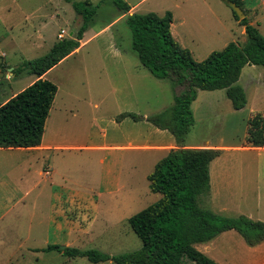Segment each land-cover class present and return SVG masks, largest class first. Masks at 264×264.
<instances>
[{"label": "rangeland", "instance_id": "rangeland-1", "mask_svg": "<svg viewBox=\"0 0 264 264\" xmlns=\"http://www.w3.org/2000/svg\"><path fill=\"white\" fill-rule=\"evenodd\" d=\"M83 1L0 0L1 104L37 80L16 75V68L44 57L60 39L75 38L83 18L72 3ZM90 1L99 5L84 41L91 39L43 77L59 89L46 122V149L0 151V264H95L65 255L67 248L111 256L138 251L142 242L129 219L161 198L148 176L177 146L149 118L171 108L183 88L141 64L128 15L112 0ZM125 1L138 14L171 12L174 39L199 62L229 43L248 41L224 0ZM242 1L264 35V0ZM237 85L247 97L241 110L224 90L198 92L187 138L188 147L221 151L210 166L213 198L201 196L199 205L225 217L252 215L251 199L264 194V150L245 145L249 120L264 114V67L246 66ZM251 219L263 221L256 214ZM196 248L218 264H264V243L250 248L236 231Z\"/></svg>", "mask_w": 264, "mask_h": 264}, {"label": "trees", "instance_id": "trees-1", "mask_svg": "<svg viewBox=\"0 0 264 264\" xmlns=\"http://www.w3.org/2000/svg\"><path fill=\"white\" fill-rule=\"evenodd\" d=\"M112 1L121 15H128L126 22L132 33V50L141 64L156 78L183 88L171 108L149 118L157 129L174 136L177 149L161 159L148 176L151 191L161 198L129 219L130 227L142 242L141 249L111 256L98 250L67 248L65 255L86 257L95 264L108 261L116 264H218L196 246L210 243L229 231H236L251 248L261 245L264 243L263 221L246 216L225 217L200 207V197L211 191V163L221 156V151L188 147L187 138L196 123L192 105L199 91L224 90L235 110L246 106V92L237 83L246 66L264 67V35L246 17L240 20L248 37L244 46L229 43L199 62L174 39L171 12L164 16L154 12L129 15L132 6L125 0ZM232 1L243 8L242 0ZM72 4L77 15L83 18L75 38L60 39L47 55L14 70L16 75L27 73L35 75L37 80L5 104L0 103V149H32L42 145L46 122L59 90L55 83L43 77L80 48L99 9V5L95 6L90 0ZM129 116L138 120L135 114H124L121 118ZM245 145L264 148V114L258 113L249 120ZM56 248L49 246L46 250Z\"/></svg>", "mask_w": 264, "mask_h": 264}, {"label": "crops", "instance_id": "crops-1", "mask_svg": "<svg viewBox=\"0 0 264 264\" xmlns=\"http://www.w3.org/2000/svg\"><path fill=\"white\" fill-rule=\"evenodd\" d=\"M135 8H136V6H134V7L132 6V10L129 13V15H132V14L135 13ZM173 23H174V21H173ZM173 23H172V25H173ZM85 38H86V35L84 36V39ZM84 39L81 41V46H80V48L76 52H78L81 49V47L86 42H88L91 38L90 39H86V41H84ZM207 143H210V141H207ZM203 147H206V146H204L202 144H196V145L192 146V148H203ZM45 149H46V146H44L43 143H42V145L40 147L32 148V149H0V151H4V150H28V151H34V152H41V151H44ZM209 197H210V199H212L213 198V194H209ZM251 201H253V203H252V210L249 209V212H253V213H252V215H251V213H246V214H248V217L249 218H254V215L256 214V216H258L264 222V194H257V196L253 197L251 199ZM248 204L250 206V200L246 201V205H248ZM226 208L227 207H224V208H222L220 210H222L223 212H225V211H227Z\"/></svg>", "mask_w": 264, "mask_h": 264}, {"label": "water", "instance_id": "water-1", "mask_svg": "<svg viewBox=\"0 0 264 264\" xmlns=\"http://www.w3.org/2000/svg\"><path fill=\"white\" fill-rule=\"evenodd\" d=\"M226 2V4L233 10V12L236 13V15L238 16V18L240 20H243L246 18V14L244 12V10L238 6L235 2H233L232 0H224ZM66 249V247L60 249L61 251H64Z\"/></svg>", "mask_w": 264, "mask_h": 264}, {"label": "bare ground", "instance_id": "bare-ground-1", "mask_svg": "<svg viewBox=\"0 0 264 264\" xmlns=\"http://www.w3.org/2000/svg\"><path fill=\"white\" fill-rule=\"evenodd\" d=\"M259 150H264L263 148H259Z\"/></svg>", "mask_w": 264, "mask_h": 264}, {"label": "built area", "instance_id": "built-area-1", "mask_svg": "<svg viewBox=\"0 0 264 264\" xmlns=\"http://www.w3.org/2000/svg\"><path fill=\"white\" fill-rule=\"evenodd\" d=\"M61 36V35H60ZM61 37H63V36H61Z\"/></svg>", "mask_w": 264, "mask_h": 264}]
</instances>
